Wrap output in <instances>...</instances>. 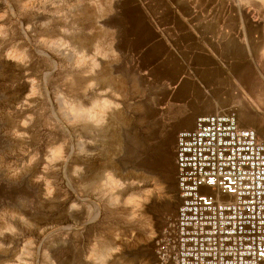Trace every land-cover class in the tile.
Segmentation results:
<instances>
[{
  "label": "rangeland",
  "instance_id": "rangeland-1",
  "mask_svg": "<svg viewBox=\"0 0 264 264\" xmlns=\"http://www.w3.org/2000/svg\"><path fill=\"white\" fill-rule=\"evenodd\" d=\"M159 11L158 5L150 0H116L114 14L104 22L112 29L104 32L105 40L115 39L121 61L104 64L97 80L102 87L111 86L121 92L125 101L123 111L113 115L109 126L99 133L72 127L60 115L59 91L65 90L84 102L95 94H81L85 81L75 73L78 86L72 89L66 85L65 78L71 72L70 54H57L53 50L43 55L33 47L41 35H60L63 25L58 21L43 32L35 17H17L14 21L18 25L14 36L31 49L33 59L29 65L20 66L0 55V162L19 169L34 152L40 153V160L31 169H24L15 181L8 180L0 168V207L7 205L24 212L37 225L36 230L25 232L37 243L35 264H39L41 248L51 252L55 264H85L83 256L88 243L100 232L110 240L113 233H119V239L113 243L121 251L109 264H158L152 237L173 217L178 203L173 164L176 132L160 111L161 77L152 62L156 56L163 55V50L149 45L155 35L148 14ZM50 15L51 12L39 19ZM92 39L94 37L85 36L74 39V43L89 47L90 51ZM29 114L35 119L29 128L21 131H27L30 138L13 139L11 129L18 128L19 121ZM61 142L66 145L69 158L57 164L54 171L44 173L47 147ZM74 166L83 169L79 179L72 175ZM105 169H114L116 175L125 179L134 178L138 171L147 172L159 177L167 186L164 199L153 198L144 208V214L150 218V234L144 240L134 241L136 232L143 234V229L147 228L141 219L138 224L126 225L120 218L126 214L125 209H108L92 190L93 185H89L88 191H81L82 183L99 179ZM37 175H47L54 180L57 191L53 200L42 198L43 184L33 182ZM17 197L28 198V203L21 206ZM74 200L96 208L95 223H87L84 212L67 213ZM5 243H8L7 238ZM21 243L20 239L12 241V248L0 255V264H9Z\"/></svg>",
  "mask_w": 264,
  "mask_h": 264
},
{
  "label": "clouds",
  "instance_id": "clouds-1",
  "mask_svg": "<svg viewBox=\"0 0 264 264\" xmlns=\"http://www.w3.org/2000/svg\"><path fill=\"white\" fill-rule=\"evenodd\" d=\"M116 0H0V55L4 60L20 66H27L32 62L31 49L24 45L22 40L14 36L18 27L14 21L17 17H35L41 31H49L53 24L58 21L60 35L49 37L41 35L34 41L33 47L38 54L46 55L47 51H56L57 54H70L71 72L66 76L65 83L75 89L77 84L76 75L85 81L80 89L82 95H91L87 102L67 91L57 93L60 104L59 112L63 121L72 127H83L93 133H99L109 126L113 115L120 113L124 108V95L114 87H102L97 80L98 73L106 63L118 64L121 61V52L116 48L115 39L106 41L105 31H112L104 23L114 14ZM237 8L252 6L257 0H232ZM49 12L51 15L46 19H39ZM89 24L95 27H87ZM85 36L94 37L91 47H80L74 43V39H83ZM73 38V39H70ZM256 58L258 63L264 65V45L257 48ZM98 90V91H97ZM36 93H33L35 95ZM258 99H264V80L258 91ZM35 116L29 114L19 121V127H13L10 135L16 140H27V129L31 126ZM69 157L66 153V145L61 143L50 144L46 149L43 172L55 170V166L64 162ZM40 160V153L34 152L29 156L22 168H16L11 164L0 162V168L10 181L17 180L24 169H31ZM83 169L74 166L72 175L79 179ZM143 177H148L144 179ZM34 183L43 184L42 198L51 201L56 196L54 180L47 175H37L33 178ZM89 185L102 200L108 209H125L126 214L120 218L126 225H135L142 219L145 206L153 198L164 199L167 195L166 185L159 177L138 171L134 178H122L111 169L102 171L100 178L95 181H86L79 187L81 191H88ZM148 185V186H145ZM17 203L24 206L28 198L17 197ZM84 212L87 223H95L98 219L96 208L84 202L72 201L67 209L69 215ZM37 225L25 215L13 207L4 205L0 207V255H4L12 248V241L22 240L18 252L9 264H35L37 243L34 237L26 236L25 232L36 230ZM113 239L103 233H97L90 239L83 260L85 264H109V261L121 251L113 243L119 239V233L112 234ZM6 238L8 243H5ZM55 246V245H53ZM39 264H55L51 252L41 248Z\"/></svg>",
  "mask_w": 264,
  "mask_h": 264
},
{
  "label": "built area",
  "instance_id": "built-area-1",
  "mask_svg": "<svg viewBox=\"0 0 264 264\" xmlns=\"http://www.w3.org/2000/svg\"><path fill=\"white\" fill-rule=\"evenodd\" d=\"M178 203L152 237L158 264H264V140L229 112L175 134Z\"/></svg>",
  "mask_w": 264,
  "mask_h": 264
},
{
  "label": "crops",
  "instance_id": "crops-1",
  "mask_svg": "<svg viewBox=\"0 0 264 264\" xmlns=\"http://www.w3.org/2000/svg\"><path fill=\"white\" fill-rule=\"evenodd\" d=\"M148 14L163 50L152 61L159 73L160 111L172 129L193 128L200 115L233 112L241 126L264 140V99H258L264 65V0L237 8L232 0H150ZM114 172V169H111ZM136 232L134 241L144 240Z\"/></svg>",
  "mask_w": 264,
  "mask_h": 264
},
{
  "label": "bare ground",
  "instance_id": "bare-ground-1",
  "mask_svg": "<svg viewBox=\"0 0 264 264\" xmlns=\"http://www.w3.org/2000/svg\"><path fill=\"white\" fill-rule=\"evenodd\" d=\"M143 217H142V221L144 222V228H146V233H148L147 234V237H148V235L150 234V218L147 216V215H145L144 214V212H143ZM139 222V221H138ZM137 223V222H136ZM138 224V223H137ZM140 225V224H139ZM143 226V225H142Z\"/></svg>",
  "mask_w": 264,
  "mask_h": 264
}]
</instances>
